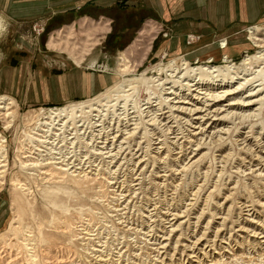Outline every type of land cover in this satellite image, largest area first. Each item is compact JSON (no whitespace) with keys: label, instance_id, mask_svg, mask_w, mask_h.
<instances>
[{"label":"rangeland","instance_id":"1","mask_svg":"<svg viewBox=\"0 0 264 264\" xmlns=\"http://www.w3.org/2000/svg\"><path fill=\"white\" fill-rule=\"evenodd\" d=\"M164 1L167 2L171 17L164 18L162 16ZM182 4V0H0V95H5L18 104L17 108H14L16 110L14 118L7 119L0 115V134L4 137L6 135L9 152L6 183L0 190V264H132L133 261H135L133 264H141V261L146 264L148 262V264H212L215 260L216 263L218 262L217 264H264V242H262L264 233L260 234L264 231V176L257 175L259 171L252 173V170L248 168L251 167L256 171L260 168L264 169L262 166L264 164V105L259 110L260 114L257 112L259 116L244 120L241 124H237L240 121L237 120L235 124L229 123L226 127L218 125L217 128L212 129L215 124L211 128L209 127L211 121L209 126L205 123L203 126L207 125L209 129V132H206L204 136L208 144L193 158L192 162L200 160L193 164L191 169L185 171H182V166L190 160L186 156H192L190 151L196 148V145L189 144L182 137L190 131L193 133L200 131L193 127L199 123H196V120H190L192 114L188 115L189 110L187 114L176 113V115L179 114V117L184 118L180 125L174 121L169 123L174 126L175 129L172 127V130H175V134L170 135L162 130L163 127L157 125L153 128V126L144 123L146 129L143 128V124L140 125L138 134L140 138L136 139L142 141V147H144L140 153L145 151L146 159L149 161L148 168L145 173L142 172V175L139 173L144 168V164L138 170V175L135 174L137 168L135 169L132 163H126L119 171H114L116 167L111 166L112 164L107 161L110 160L109 158L103 159L102 156L95 155L94 146L97 145V141L92 139L94 130L86 128V126L78 134H62V136H75L76 139L69 140V137L65 139L61 135L58 136L60 139H64V144L66 143L64 145L60 141L58 147L61 145L62 148L59 147L61 149L59 151L64 155L73 156V159L77 160L75 163H78L79 159L84 161L88 157L89 161H85L90 162L92 172L103 173L106 176L105 179H97L93 183H91L92 180H81L78 170V172H74L80 178V181L77 180V182L65 181L57 177L49 178V180L48 177H45L46 180H42L44 175L40 174L38 166L28 167L29 169L21 166L20 161H25L29 157L21 158V153L18 150L20 146L22 151H26L25 154L38 157V155L28 152L33 144L28 142L26 127L32 114H37L40 110L49 112L51 109L85 102L123 79L125 76L118 72L119 65L122 63L120 54L138 40L140 31L149 22L158 32L154 34L156 39L153 42L152 50L144 64L136 72L126 75L127 77L144 75L143 78L149 81L141 84L137 93L134 91L133 94V90L127 92L130 94V100L126 104L128 107L125 106L123 100H120L118 105L113 101L111 104H115V106L106 111L108 113L107 121H110V117L113 119L118 116L124 117L127 111H138L134 115L132 113L131 116H138V113H142L139 116L142 117L145 114L143 119L150 118L149 109H146L151 105L147 104L150 100L148 97L157 98L160 95L157 99H151V102L156 104L155 100L159 102L163 96H167L164 94L163 85H161L163 79L168 77L167 72L165 70L158 72L157 70L161 64L165 67L172 60L184 57L194 66L211 64L226 67L228 64H233L239 67L244 64L247 57H253L259 51L252 42L251 31L253 29L251 27L264 32V8L254 17L250 16L251 19L247 22L221 21L209 24L205 23L202 18L196 22H190L189 16L182 11L184 9ZM102 21L104 24L107 22L110 24L108 26L110 31H107L105 35L98 26ZM90 23H92L91 26ZM87 24L90 27H87ZM62 29H66L67 33H64L66 36L72 32V38L60 36L62 40H55V43L61 41L72 43L77 40L86 42L87 33L95 32L96 34L100 31L96 34L97 40H99V42L97 41L98 45L88 46L89 52L84 54L80 69L74 68L76 65L79 67V63L67 52L61 51L59 47H49L50 40L58 36L57 32ZM80 30L84 32L81 33ZM92 37L94 36L92 35ZM225 42H228L229 46L223 48L222 44ZM233 45L239 49L234 51L233 48H230ZM212 59L214 61L209 62ZM83 76L84 79H82ZM218 83L214 84L213 81L208 80L201 88L204 87L203 89L206 90L208 87V92H213V90H217L216 84ZM221 90L219 89V91ZM121 105H124L123 108ZM134 105L137 107L134 108ZM188 106L191 107V105H186V107ZM192 108L194 109V107ZM236 111L241 112L240 109H236ZM137 118L139 117H135V119ZM6 119L8 121L4 122ZM11 119L13 122L11 121V126L8 127ZM166 122L167 120L164 121V123ZM223 127L231 129L227 133H218L224 138L218 140L219 137H215L216 131ZM90 130L92 131L90 132ZM213 132L215 133L213 134ZM144 133L147 134V137H144ZM175 135L179 138L181 136V139L171 137ZM201 136L198 135L199 138ZM155 137L165 139L166 144L159 149L160 153L153 149L158 148L159 145L151 143L156 141ZM191 138L190 140H195L198 143V139H195L194 136ZM74 139L75 141L79 139L80 142L79 140L77 143L72 142ZM168 140L169 142H167ZM19 141L22 142L20 145H18ZM172 142L175 144H171ZM180 143L186 145L185 148L188 150L186 154L184 152L186 150H181L179 147ZM134 147L136 149L137 146ZM127 157L130 159L131 154H128ZM162 157H168L167 161L161 160ZM158 160L164 161L165 164ZM164 165H168L167 173L170 176L157 177V175H163V171L166 170ZM171 168L175 171L179 169L178 171H181L182 174H173L170 172ZM158 170H160L159 173H157ZM117 173L119 174L117 175ZM143 174H145L144 177H142ZM90 175L92 178L94 177L92 174ZM137 176L141 177L143 185L140 183L141 185L134 187L140 188L137 191V196L138 193L141 194L135 197V206L132 203L130 210L122 211L120 209L124 205L122 202L124 198H120L122 197L120 190L123 187L129 189L128 186L138 183V180L135 181ZM12 178L22 181V188L14 189ZM123 179H125L124 182L120 183ZM100 182L102 185L98 184ZM111 182H116V184H110ZM200 185H202V190L197 193ZM195 192L197 194L192 195ZM123 193L127 194V192ZM15 194L21 202L18 215L12 206ZM154 198L160 201L157 203ZM141 199L146 203L140 202ZM138 204H142L140 208ZM245 205H249V207H245ZM153 207L155 209H151ZM174 208L180 211L187 210L190 215L179 218L174 226L176 227L182 221L183 224L177 228L178 230L171 232L172 227L164 220L167 218L165 214L167 211L178 212ZM252 208L254 209L252 210ZM249 210L251 211L249 212ZM137 222L138 224H136ZM165 223L166 226H164ZM15 226L17 228L14 234L7 232ZM157 234L160 235L159 238H157ZM216 235L218 236L216 237ZM163 238L166 240L163 241ZM222 240L225 242H221ZM162 241L163 244H167L165 248H160L161 246L158 244ZM213 241L217 242V246L215 244L212 248ZM26 243L29 245L27 246ZM209 245L210 247H208ZM31 247L32 250L29 249ZM119 248L124 251L123 256H121V260L119 257V260L114 262L112 260ZM100 249L103 251L99 252ZM111 251L112 254L108 255ZM31 254H34L36 260L31 258ZM99 254L107 255V258L111 257V262L109 260L100 262L97 258ZM192 254L197 257L192 259L188 256ZM199 261L201 263H198Z\"/></svg>","mask_w":264,"mask_h":264},{"label":"bare ground","instance_id":"2","mask_svg":"<svg viewBox=\"0 0 264 264\" xmlns=\"http://www.w3.org/2000/svg\"><path fill=\"white\" fill-rule=\"evenodd\" d=\"M102 22L99 23L98 26H100L101 32L104 33V35H105V33L107 31H110V29L108 27V26H110V24H109V22H107L106 24H104V22L103 23ZM91 24L92 23H90L89 25L91 26ZM83 25H85V24H83ZM90 26H88V24H87V27H90ZM87 27H85V28H87ZM70 28H72V27H70ZM251 28L253 29L251 31V34L253 35L252 36V42L259 49V51L253 57H247V59H245V62H244V64L242 66L236 67L233 64L232 65L231 64H228L226 67H220V66H217V65L216 66H213L211 64H205V65L199 64V65L194 66V65H192L190 63L189 60H187L184 57L182 59H178L177 58L175 60H172L165 67L162 66V64H161V66H158L157 67L158 68L157 70H158V72H160L162 70H165L167 72V76L168 77L165 78V79H163V81L161 83V85H163L162 88L165 90V93L164 94H167V96L166 97L163 96V98L159 102L157 100H155L156 104H154L153 102H151V99L152 98H156V97H152V98H149L148 97V99H150V100H148V102L147 101L146 102H147V104H151V105L150 106L147 105L148 107H146V109H149L148 112L151 114V115H149L150 118L148 120L143 119V116L145 114H143L142 117L139 116L142 113L141 114L138 113V116L137 115L136 116H131L132 113L134 115V113L135 112L137 113L138 111H132V112L127 111L124 117L118 116L115 119H113V118L110 117V119H109L110 121H107L108 120V113L106 111L108 109H110L111 107H114L115 104H117L120 100H123L125 106H127L126 104L130 100V94H127V92L133 90V94L135 92L137 93V90L140 87V85L143 84V83H145V82H147V81H149V80L143 78L144 75H142V76L131 75V77H127L126 76V75H128L130 73L136 72L137 69L144 64V61L146 60L147 56L149 55V53L152 50L153 42L156 39V36L154 34H156L157 31H155L154 25H152L149 22L140 31V35H139L138 40H136L128 49H126L125 51H123L120 54V58H121L122 63L119 65L120 68L118 69V72L120 73V75L125 76L123 79L115 82L114 84H112L111 86H109L104 92L95 95L93 98H91V99H89V100H87L85 102H81V103H79L77 105L71 104V105H68V106L63 107V108L51 109V110H49V112H45V111H41L40 110L37 114H34V115L32 114V117H31V119H30V121L28 123V126L26 127L28 129V132L26 133V136H28V140H29L28 142L31 143V145L33 144L32 146L34 148L32 146H31L32 147L31 149L29 148V146H27V147H28V149H30V151H28V152H31L34 155L36 154V155H38V157L32 156V155H27L28 153L25 154L26 151L25 152L22 151L21 148H20L21 146H20L18 150L21 153L20 154L21 158H27V157H29L25 161H22L20 159L21 160L20 162L22 164L21 166H23L25 168L26 167L28 168V167H31V166H38L39 167L38 171L40 172L41 175H44V178L42 180H44L45 177H48L47 178L48 180H49V178L54 177L52 179H55L57 177L59 179L65 180V181L67 180V181L77 182V180L80 181V178L79 177H81V180H86V179H87L86 181H89V180L91 181L92 180L91 183H93L94 180H97V179H99V180L105 179L106 176H104L103 173H94V172H92V170H91L92 167L90 166V162H88L89 161L88 157L85 158V160H88V161H85V160L83 161V160H80L78 158L79 159L78 160L79 162L78 163H75V161H77V160L76 159H73V156L64 155V154H62L61 151H59V149H60L59 147H61V145L59 147H58V145H59L60 141H62V143L64 144V142H63L64 139L63 138L60 139L58 136H60V135L62 136V134L63 135L64 134H70V135H72V134L73 135L78 134L79 131L83 127L86 126V128H91L94 131H97L96 133L93 131V135H92V139H94L95 142L97 141V145L94 146L95 155L97 154L99 156H102L103 159L104 158H109L110 160H107V161H109V163L112 164L111 166L116 167V168H114L116 170L113 169L114 171H119L122 168V166L124 167V165L126 163H129V164L132 163L135 166V169L137 168V171L135 173V174H137V172L140 169V167L144 164V168L141 170V173H139V175H142V172L145 173V170L148 168L147 166L149 165V161H148V159H146L147 154L144 153L145 151L144 152L142 151V153H140V151L143 150V147H144V146L142 147V141L141 140L140 141H137V139H136V138H140V137H138V134H139V131H140V125L143 124V128H145V129H146V127H145V124L144 123H147L150 126H153V128H154L155 125H157V126L163 127V129L162 128H160V129L165 130L168 134H170V135L171 134H175L176 133L175 130H172V127L174 128V126L169 125V123H171L172 121H174L175 123L178 122L177 124L180 125V123L182 122V119H184V118L179 117V114L176 115V113H184V114H187V112L189 110L188 115L191 116V114H192V116L190 117V120H196L195 122L196 123H199V125L196 124L198 126L194 125L193 127L195 129H200L199 133H197V132L196 133H193L192 131H190L189 133H187V135H185V136L183 135V137H182V138H185L186 141L189 144H192L193 143L192 145H196V148H194V149H192L190 151L192 153V156L191 157L188 156V155L186 156V158H188V159L190 158L189 162L184 163V165L182 166V171H185V170H187L189 168L191 169V167L194 166L193 164H195L196 162H198L200 160V159H197V160H195V161L192 162L193 158L200 153V151L202 150V148H205V145L206 144H208V142L205 141L206 138L204 136H205L206 132H209V129L207 128V125L210 123V121H211V124H210V126L208 125L209 127L212 128V125L215 124V126L212 129L217 128L218 125H225L224 127H226V126L229 125V123L235 124V123H237L236 122L237 120H240L237 124H241V122L244 121V120H247V119H250V118L253 119V117H255L257 115L259 116V114H260L259 110L264 105V32L257 30L255 27H251ZM72 30H74V29H72ZM82 31H81V33H82ZM65 32H66V29L59 30L57 32V35L58 36H55L54 35L55 37H53L50 40L49 47L50 48L59 47V49H61V51L67 52L70 56L74 57V60L77 61V63H79V67H81V64H82V61L81 60L84 57V54H86L87 52H89L88 46H95L96 44L98 45L99 40H97L96 34L99 33L100 31H98L96 34H95L94 31H93L94 33H92V34L87 33L88 34V38L85 37V38H87L86 39V42H85V40L82 41V42H80L78 40L77 41L75 40L76 42H72V43H69L68 41H64V42L61 41L60 43H55V40H62V38H60V36L61 37H66V38H70V39L72 38V36H71L72 32H70L68 34V36L64 35ZM257 33H259V34H257ZM92 35L94 37H92ZM73 39H74V37H73ZM222 45L224 46L223 48H226V47L229 46L228 42L227 43L225 42ZM213 61H214V59H212L209 62H213ZM208 80L213 81L214 84H215V82H219L218 84H216L217 85V87H216L217 90H215V91L213 90V92H208V89H207L208 87L206 88V90L203 89L204 87L201 88L202 86H204V82L205 81H208ZM219 89H222V90L219 91ZM211 91H212V89H211ZM151 94H154V93H151ZM131 96H133V95H131ZM159 96L157 98H159ZM232 96H233V98H230ZM113 101H115L116 103L115 104H111ZM16 105L18 106V104L16 103V101H13V99L7 98V96H5V95H0V115H2L3 117H6L7 119L10 118V117H13L14 118V115H15V112H16V110H14V108H17ZM186 105H191V107L190 108H189V106L186 107ZM123 106H122V108H123ZM137 106H138V104H137ZM137 106L134 105V108H136ZM192 107H194V109ZM124 109H125V107H124ZM236 109H240L241 112L236 111ZM120 113L122 114V112H120ZM194 115H197V116L194 117ZM135 117H139V118L135 119ZM7 119L4 120V122L5 121H8ZM12 119L9 121L8 127L11 126L10 125L11 124V121L13 122ZM165 120H167L168 123L167 122L164 123ZM205 123H207V125L206 126H203ZM189 124H191V123H189ZM181 125H183V124H181ZM191 126H192V124H191ZM224 127L223 128H219L216 131V136L215 137H219L218 140L224 139L218 133H227L231 129L229 127L227 129L224 128ZM157 129H158V127H157ZM85 130H87V129H85ZM91 131L92 130H90V132ZM165 131H164V133H166ZM85 133H86V131H85ZM146 133H144V137H147L146 136L147 135ZM214 133L215 132H213V134ZM88 134H89V132H88ZM213 134H212V136H213ZM177 135L171 136V137L177 138L178 137ZM191 135H193L195 137V139H198V143L195 140H190V138L193 137ZM198 135H202L201 138H199ZM5 137H6V135H5ZM5 137L2 134H0V190L3 187V185H5V183H6V172H7V167L9 165L8 164L9 163V152H8V148H7V144H6V142H7L6 138L7 137L6 138ZM62 137H64L65 139H67L69 136L68 135H65V136H62ZM73 138H75V136L69 137L68 139L69 140H72ZM78 138H80V137L78 136ZM84 138H85V136H84ZM160 138H161V136H160ZM160 138L159 137L156 138V141L157 142L156 141H152L151 142V143H154V145L155 144L159 145L158 148L156 146H155L156 148H153L154 150L157 151V153H160L159 149L163 148L162 145L165 146V144H166L165 141H164L165 139L162 140ZM75 139L72 142H74ZM152 139L154 140V138H152ZM178 139L180 140L181 139V136H180V138L178 137ZM77 141H75V142L77 143ZM82 141H84V140L82 139ZM20 142L21 141H19V144L18 145H20ZM79 142H80V140H79ZM143 142H145V141H143ZM167 142H169V140ZM79 144H81V143H79ZM171 144H175V142H172ZM25 145H27V144H25ZM74 146H75V143H74ZM134 146H137L136 149H135ZM179 147H181V150L185 149L186 151H184V152H185V154L187 153L188 150H187V148H185L186 147L185 144L182 143L181 146H179ZM70 148H71V146H70ZM168 148L170 149V147H168ZM28 149H26V150H28ZM32 149L33 150L35 149V151H33ZM89 150L87 151L88 154H89ZM69 151H72V150H69ZM170 152H168V153H170ZM128 154H131V158L130 159H128V157H127ZM154 157H153V159H154ZM163 158L164 157H162V159L161 158L160 159L161 160H164V161H167L166 159L168 157H166L164 159ZM135 159L138 160V161H136ZM169 159H170V157H169ZM161 160H158V161L162 162ZM155 161H153V162H155ZM91 162H94V161H91ZM102 163H104V162H102ZM94 164H96V162H94ZM163 164H165V163H163ZM103 165H105V164H103ZM167 166H165L166 167V170L163 171L164 173L165 172L166 173L168 172L167 171ZM262 166H264V164ZM94 168H96V167H94ZM248 168H249V170H252V173H256V172L259 171V173L257 175L264 176V174H263L264 169L260 168L261 170L259 169V170L256 171V170H253L251 167H248ZM35 169H37V168L35 167ZM101 169L103 171V168H101ZM158 169H160V168H158ZM78 170H79V172H78ZM178 170L175 171V170L172 169V170H170V172H172L175 175L182 174L181 171L179 172ZM76 171L78 172V176L79 177L75 175L74 172H76ZM109 171H107V172H109ZM124 171H126V170H124ZM159 172H160V170L157 171V173H159ZM244 172H245V170H244ZM164 173H163V175L162 174L161 175H157V177H161L162 178V177L170 176L168 173H167L168 175L166 173L165 174ZM90 174H92L94 177L92 178ZM118 174L119 173H117V175ZM144 175L145 174H143L142 177H144ZM75 176L77 178H79V179H77ZM111 177H112V175H111ZM110 180H112V179H110ZM124 180L125 179H123V181H120V180L119 181H120V183H123ZM137 180L139 181L138 183H136L135 185L128 186V187L131 188V189L129 188L130 190L129 189H124V187H123L122 190H120L121 191L120 192V195L122 194V197H120V198H124L123 199L124 201H122L124 203V205L122 204L123 207L120 210H122V211H124L125 209H129L130 210L131 204L134 203L135 197L137 196V191H138V189H140V188H137V187L135 188L134 186L141 185L142 184L141 183L142 182L141 177L137 176L135 178V181H137ZM144 180H145V178H144ZM21 182L18 179L13 180V178H12V185L14 186V189L22 188L21 187V185H22ZM117 182H118V180H117ZM101 183L102 182H100L98 184L102 185ZM106 183H107V181H106ZM166 183H169V182H166ZM110 184H116V182H111ZM122 186H121V188H122ZM167 186H169V185H167ZM201 186L202 185L198 186V190L196 191L197 193H198V191H201L202 190L201 189L202 188ZM112 190H110V191H112ZM123 192H127V194H124ZM191 192H193V191H191ZM196 192L195 193H192V195L193 194H197ZM139 194H141V193H138V196H139ZM144 195H146V194L144 193ZM165 196H167V195H165ZM197 197H198V195H197ZM149 201H150V199H149ZM156 201L158 203L160 200L159 201L156 200ZM140 202H144V200H142ZM144 203H146V202H144ZM154 204H155V202H154ZM159 204H164V203H159ZM170 204H168V205H170ZM174 204H176V203H174ZM191 204H193V203H191ZM138 205H139V208H140V206L142 204H138ZM146 205H148V204H146ZM12 206H13V209H14L16 215H18V208H20L21 202H20V198H18V196H16V194H15V197L13 198ZM134 206H135V203H134ZM245 207H249V205H245ZM143 208H145V207H143ZM157 208H158V206H157ZM151 209H155V208L153 207ZM164 209H167V208H164ZM253 209L254 208H252V210ZM136 210H138V209H136ZM117 211L119 212L118 209H117ZM160 211H161V208H160ZM175 211H178V212H172V211L171 212H168L167 211L166 213L163 212V214L165 213L166 214V217H167L164 221L166 223H169V225L172 227L171 228V232H173L175 230H178L177 228L180 227L183 224V221H182L176 227L174 226L175 223L179 220V218H184V217L190 215V212L188 213L187 210L180 211L179 209H175ZM250 211L251 210H249V212ZM132 212H134V211H132ZM137 212H139V210ZM156 213H157V211H156ZM146 216L148 217L149 215H146ZM169 216H171V217H169ZM160 218L162 219L163 217H160ZM117 219H119V218H117ZM125 222H126V220H125ZM142 222H144V221H142ZM166 223L164 224V226H166ZM133 224H135V223H133ZM136 224H138V222ZM188 224L190 225V223H188ZM112 226H114V225H112ZM16 228L17 227L15 226L14 228H11L7 232L10 233V234H14V232L16 231ZM140 231H138V232L140 233ZM148 232H149V230H148ZM262 233H264V231L261 232L260 234H262ZM151 234L152 233H150V235ZM97 235H98V233H97ZM127 236L125 237V239L127 238ZM138 236H139V234H138ZM157 236H158V234H157ZM159 236L157 238H159ZM217 236L218 235H216V237ZM262 237H264V236L262 235ZM92 240H93V238H92ZM94 240H95V238H94ZM164 240H166V239L163 238V241ZM163 241L158 243L161 246L160 248H165L167 246V244H163ZM208 242H210V241H208ZM221 242H225V241L222 240ZM262 242H264V241H262ZM95 244H96V242H95ZM99 244H100V242H99ZM215 244L217 246V242L213 241V245L211 247L213 248V246H215ZM26 245L28 246L29 243H26ZM125 245H126V243H125ZM127 245H128V241H127ZM220 246H221V244H220ZM208 247H210V245ZM222 248H224V247H222ZM29 249L32 250L33 248L31 247ZM105 249H107V248H105ZM128 249H129V247H128ZM141 249L143 250V248H141ZM188 249H190V247H188ZM98 251L99 252H102L103 250L100 249ZM126 251H127V249H126ZM126 251H125V253H126ZM93 252L95 253V251H93ZM123 252L124 251H122V248H119V250L116 251V254L114 253L115 256H114V259L112 261L116 262L115 260H117V259L119 260V257H120V260H121V256H123ZM158 253L161 254V252L159 250H158ZM193 253H195V251H193ZM110 254H112V251L108 255H110ZM128 254H129V251H128ZM165 254H166V251H165ZM130 255H131V253H130ZM30 256H31V258L33 260H36L34 258V254H31ZM161 256H162V254H161ZM188 256L190 258H192V259H193V257H197L194 254L188 255ZM204 256H206V255L204 254ZM97 258H98V260L100 262L101 261H105L106 262L107 260H109V262H111L110 261L111 257L110 258L108 257L109 258L108 259L107 258V255L99 254L97 256ZM262 258H261V260H262ZM139 259H140V257H139ZM131 260H132V258H131ZM131 260H129V262H131ZM142 260H144V259H142ZM162 260H164V259H162ZM126 261H128V260H126ZM211 261H214V260H211ZM119 262H121V261H119ZM133 262H135V261H133ZM133 262H132V264H133ZM144 263H142V261H141V264H144ZM198 263H201V262L199 261ZM217 263H216V260H215V262H213L212 264H217ZM110 264H113V263H110Z\"/></svg>","mask_w":264,"mask_h":264},{"label":"crops","instance_id":"3","mask_svg":"<svg viewBox=\"0 0 264 264\" xmlns=\"http://www.w3.org/2000/svg\"><path fill=\"white\" fill-rule=\"evenodd\" d=\"M182 3L184 8L182 11L189 16L188 20L190 22H196L202 18L205 23L209 24L221 21L247 22L251 19L250 16L254 17V15L260 13L264 8V0H182ZM162 6V11H164L162 16H164V18L171 17L166 1L162 3ZM230 48H233L234 51L239 49L238 47H234V45ZM228 51L231 50L228 49ZM74 68L80 69L82 66L78 67V65H76ZM82 78L84 79L85 77L83 76Z\"/></svg>","mask_w":264,"mask_h":264}]
</instances>
